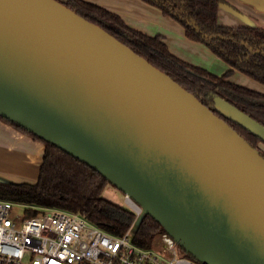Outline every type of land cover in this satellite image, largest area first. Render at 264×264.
I'll return each instance as SVG.
<instances>
[{"label":"water","instance_id":"obj_1","mask_svg":"<svg viewBox=\"0 0 264 264\" xmlns=\"http://www.w3.org/2000/svg\"><path fill=\"white\" fill-rule=\"evenodd\" d=\"M215 107L60 0H0V116L97 170L141 208L134 224L150 215L197 261L264 264V157L223 118L263 142L264 125Z\"/></svg>","mask_w":264,"mask_h":264},{"label":"trees","instance_id":"obj_2","mask_svg":"<svg viewBox=\"0 0 264 264\" xmlns=\"http://www.w3.org/2000/svg\"><path fill=\"white\" fill-rule=\"evenodd\" d=\"M160 9L183 28L187 38L203 43L213 54L230 65L221 75L190 64L174 55L163 36L148 35L128 25L118 14L85 0H66L67 7L94 22L129 46L194 94L218 116L215 97H221L264 125V93L251 90L228 78L238 70L264 84V27L220 25L218 7L225 0H143ZM0 119L34 140L44 144L39 174L35 183H0V199L29 205L25 215L38 208H58L84 215L91 223L112 235L123 234L133 223L135 214L104 197L110 183L101 173L59 147L0 116ZM264 157V142L235 122L223 118ZM165 231L148 214L142 216L132 241L150 247L154 238ZM179 253L196 260L181 246Z\"/></svg>","mask_w":264,"mask_h":264},{"label":"built area","instance_id":"obj_3","mask_svg":"<svg viewBox=\"0 0 264 264\" xmlns=\"http://www.w3.org/2000/svg\"><path fill=\"white\" fill-rule=\"evenodd\" d=\"M135 214L141 208L125 194ZM30 208L0 199V264H204L179 253L178 244L166 231L150 247L132 241V225L112 235L84 215L58 208Z\"/></svg>","mask_w":264,"mask_h":264},{"label":"crops","instance_id":"obj_4","mask_svg":"<svg viewBox=\"0 0 264 264\" xmlns=\"http://www.w3.org/2000/svg\"><path fill=\"white\" fill-rule=\"evenodd\" d=\"M65 2L66 0H60ZM118 14L128 25L148 35L163 36L169 50L180 59L221 75L232 67L203 43L186 37L183 26L143 0H85ZM218 7L220 25L264 27V0H225ZM230 81L264 93V85L234 70ZM44 145L0 119V182L35 183Z\"/></svg>","mask_w":264,"mask_h":264},{"label":"rangeland","instance_id":"obj_5","mask_svg":"<svg viewBox=\"0 0 264 264\" xmlns=\"http://www.w3.org/2000/svg\"><path fill=\"white\" fill-rule=\"evenodd\" d=\"M258 82V81H257ZM262 84V83H261ZM44 145V144H43ZM260 148L264 151V144H260ZM15 183V182H14ZM102 197L130 210L129 205L125 201V193L117 188L114 184L108 183L102 192ZM138 222L133 226V230L137 227Z\"/></svg>","mask_w":264,"mask_h":264},{"label":"flooded vegetation","instance_id":"obj_6","mask_svg":"<svg viewBox=\"0 0 264 264\" xmlns=\"http://www.w3.org/2000/svg\"><path fill=\"white\" fill-rule=\"evenodd\" d=\"M264 85V84H263Z\"/></svg>","mask_w":264,"mask_h":264}]
</instances>
